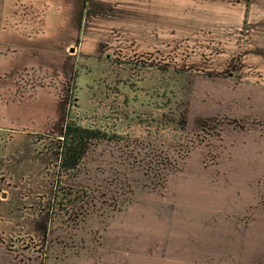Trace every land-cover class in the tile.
Segmentation results:
<instances>
[{"label": "rangeland", "instance_id": "obj_1", "mask_svg": "<svg viewBox=\"0 0 264 264\" xmlns=\"http://www.w3.org/2000/svg\"><path fill=\"white\" fill-rule=\"evenodd\" d=\"M84 4L47 47L75 44L70 119L118 139L66 174L64 127H0V264H264V0Z\"/></svg>", "mask_w": 264, "mask_h": 264}, {"label": "crops", "instance_id": "obj_2", "mask_svg": "<svg viewBox=\"0 0 264 264\" xmlns=\"http://www.w3.org/2000/svg\"><path fill=\"white\" fill-rule=\"evenodd\" d=\"M80 2L0 0V127L12 131L25 129L34 134L65 128L69 116L68 73L71 60L77 59L68 51L75 44L69 41L57 50L48 49L47 36L54 29H67L75 31L71 34L73 40L76 32H84L85 0L81 10ZM43 96L51 99L57 109L56 123L51 108L49 116L47 107L38 109ZM44 116L53 122L51 129H28L35 118ZM24 121L27 125L22 124Z\"/></svg>", "mask_w": 264, "mask_h": 264}, {"label": "trees", "instance_id": "obj_3", "mask_svg": "<svg viewBox=\"0 0 264 264\" xmlns=\"http://www.w3.org/2000/svg\"><path fill=\"white\" fill-rule=\"evenodd\" d=\"M62 137L60 170L66 174L79 168L94 141L118 139L110 137L105 131L83 127L70 119V116H68Z\"/></svg>", "mask_w": 264, "mask_h": 264}]
</instances>
